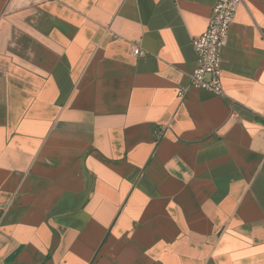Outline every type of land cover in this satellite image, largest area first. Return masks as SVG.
Segmentation results:
<instances>
[{"label": "crops", "instance_id": "0c3cea01", "mask_svg": "<svg viewBox=\"0 0 264 264\" xmlns=\"http://www.w3.org/2000/svg\"><path fill=\"white\" fill-rule=\"evenodd\" d=\"M214 3L0 0V264H264V0L176 97Z\"/></svg>", "mask_w": 264, "mask_h": 264}, {"label": "built area", "instance_id": "2783aa9c", "mask_svg": "<svg viewBox=\"0 0 264 264\" xmlns=\"http://www.w3.org/2000/svg\"><path fill=\"white\" fill-rule=\"evenodd\" d=\"M241 5L242 0H215L206 30L200 36L192 38L191 44L196 54L195 66L189 74L187 85L177 89V99L185 100L192 88L205 90L219 97L224 96L222 51ZM131 53L134 57L145 55V52L135 45ZM163 130V128L155 129L157 141L162 137Z\"/></svg>", "mask_w": 264, "mask_h": 264}]
</instances>
